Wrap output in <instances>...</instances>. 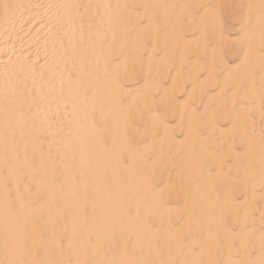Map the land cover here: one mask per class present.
<instances>
[{
    "label": "bare ground",
    "instance_id": "bare-ground-1",
    "mask_svg": "<svg viewBox=\"0 0 264 264\" xmlns=\"http://www.w3.org/2000/svg\"><path fill=\"white\" fill-rule=\"evenodd\" d=\"M134 1L135 0H0V229L4 231V233L2 232L4 240L1 239L0 241H2L3 244H7L6 246H8L9 242L10 244L12 243L14 247L18 246L20 248V245H22L26 239L30 240L34 244L42 243L40 241L42 237H39L42 233L41 230H39L40 234H38V237L36 236V216L45 209L47 210L48 215L46 216V214H44L46 216L44 223L40 225V229L44 230V228H48L51 224H53V221L56 222L59 219L58 222H60V217L65 211L68 213V217L71 221L69 223V229L66 230L68 239L65 242V248L63 247L62 249H69V251L70 249L72 250L73 253L71 252V254L73 259L71 260V263L66 259H64L66 261L62 260V249H60V247L63 245L59 246V243L54 240V233H52V236L48 238V241L53 242L51 246L55 248V260H57L59 264H101L102 261H105V264H165V262H162L160 257H157L158 251L155 245L156 242H153L154 233L156 234V232L155 229L148 224L149 219L153 218L155 215L152 213L151 208H149V204L140 200V197H138L139 195L137 196L135 194L138 192L136 189L140 186V183L146 184L147 181L137 179L138 174H135L133 168L135 165L134 162H137L139 158H137V153L133 150L134 146H131L133 143V141L131 142L132 135L136 131L130 124L132 121L129 122L131 118L128 117V114H131V110L135 109L134 102H136V100L132 97V99H128L126 103H123L125 98L123 99L121 97V95L125 93V90L123 89V85L120 80H127V78H130L127 74L128 67L132 66L131 62L134 60L139 48H141V45L138 42L134 43L131 41L130 43L128 40L129 37L126 36L127 34L125 35L130 22L135 19L132 13H128L125 9V3H132ZM144 14L146 13L144 12ZM142 15L141 17H143ZM147 16L149 18V15ZM136 23L138 24V22ZM133 26L135 28L136 24H133ZM133 26L131 28H133ZM138 54L140 55V53ZM137 63L138 64H135L138 66L140 62ZM151 64L149 63V65ZM225 70L226 69L223 71ZM139 71L137 72L139 73ZM140 73L142 74V71H140ZM130 76L134 75L130 74ZM142 80L143 79H141V81ZM224 81H226V78ZM127 93L129 94L127 91L125 95ZM249 98L251 97L249 96ZM145 99L141 98V100H139V107H143L145 105ZM252 103L253 102H251V104ZM139 119H141V117H138L137 121H139ZM210 119H212V117ZM234 123L236 124V122ZM161 125L162 124L159 126L161 127ZM160 127L157 128L160 129ZM140 137L143 136H139V138ZM104 139L108 141L107 146L104 143ZM132 140H135V138ZM154 142L156 141H153V143ZM258 142L260 141L258 140ZM258 145H260V143ZM257 153L258 152H256V154ZM244 154L246 155V153ZM56 156H58V159ZM124 158H127L126 161ZM141 159L142 158H140V162L142 161V166L144 167L143 163L146 160ZM143 159L146 158L143 157ZM261 160L262 161L260 162H263V159ZM215 162H217V160H215ZM138 164L139 163H137V165ZM187 166L188 165L186 164L185 167ZM201 168H203V166ZM254 168L252 165V169ZM194 169L192 170L194 171ZM189 170L191 171V169ZM138 171L139 170H137V172ZM154 172H156L155 169ZM203 172L206 171L203 170ZM148 173L151 175L153 172ZM207 173L209 172L207 171ZM262 173H264V170ZM154 175L156 174L154 173ZM139 176L140 177L138 178H141L140 174ZM148 183L149 181L147 182V186L150 187ZM151 183L152 182H150V184ZM232 183L233 182L231 181V185ZM201 184L204 185V183ZM236 185L238 184L236 183L235 186ZM241 185L243 186V183ZM262 185L263 182L261 181L255 179L250 180L249 197H255L259 191L257 188H262ZM147 186L140 187L141 189L139 188V191H141L140 193H142V199L152 198V190ZM200 186L201 185H199L198 188ZM238 186L240 187V184ZM243 187L245 189V183ZM241 189L243 190L242 187ZM233 190L230 191L233 192ZM191 191H189L190 194ZM209 191H211V189ZM260 192H264V187ZM88 194H90L89 200H91L89 204L87 203V198H89L87 196ZM167 194L169 195L170 193L167 192ZM182 194H184V192H182ZM206 194L208 195V193ZM209 194L211 195V193ZM214 194L216 197L217 195L215 192ZM214 194L212 192L213 196ZM212 195L208 196L212 197ZM41 196H43L42 204L38 203ZM177 196L179 195L177 194ZM230 197L233 198V196ZM174 198L176 199V197ZM192 198L194 197L192 196ZM161 199L162 198H160V201H162ZM156 200H154V202ZM214 200H216V198ZM262 200L260 199V201ZM198 203L199 201L197 204ZM240 203H238V205ZM209 205L211 204H208V206ZM127 206V209H134L133 213L125 211L124 207ZM228 206L226 207L228 208ZM239 206H242V204ZM87 207H89L88 209L90 212L86 214L85 208ZM155 207L156 206L154 205V208ZM184 208L187 209L186 206ZM211 208H213V206ZM235 208L236 207H234V210H236ZM201 210L203 211V209H200V211ZM219 210L220 211L218 212L220 216L224 215V212L229 213L230 211H226L225 207L220 208ZM198 211L197 213H199ZM255 211H257V209H255ZM183 212L184 211H182V214L184 215ZM235 212L234 214L236 215ZM212 214H214V212ZM247 214L248 216L250 215V213ZM44 215L41 216L44 217ZM164 215L162 216L164 217ZM228 215H230V213ZM175 216L177 217V212ZM241 216L242 215L240 214L239 217L241 218ZM232 217L230 216V219H228L231 221ZM164 218L167 220L168 217ZM250 218L251 217H249V219ZM222 219L225 220L226 218L224 219L222 217ZM154 220L163 222V218L161 219L160 217L159 219L158 216L154 217ZM190 221H195V219L191 218V214L186 217L184 223ZM220 221L223 222L219 216L214 218L212 215L208 214V216H199L196 222L191 224V228L193 229L192 232L195 231L194 234L197 232L199 234V238L190 237L188 242L189 246L191 244H198L200 248V253L191 257L192 262H196L198 264L213 263L211 257L218 248V242L216 243L215 241V234L217 235V232L220 231ZM228 222L226 221V223ZM241 223H239V225ZM244 223L245 222L243 221V224ZM169 224L170 219L168 225L165 226L164 233L159 234L164 242L166 239L168 240L171 238L173 240V237H176L169 233L170 228H172ZM258 224L259 223H257V225ZM173 226H175V224ZM260 226L262 225H259V227ZM48 229L53 228L51 226V228ZM176 229L177 228L174 230L176 231ZM63 231H65L64 227ZM186 231V229L185 231L182 230L184 234ZM45 232L46 231L44 230V233ZM223 232V235L225 232L227 235V232L229 231L225 230ZM175 233L176 232H174V234ZM60 234L61 233H59V235ZM78 235L80 237L77 241H75L73 238L78 237ZM157 235L158 234H156V236ZM89 236L90 238L92 236H98L99 239L95 238V242L93 244L84 243L83 239L85 237L88 238ZM181 237H184V235ZM226 237L229 239V236ZM236 237L238 239V236ZM158 238H160V236H158ZM176 239L179 241L180 238L176 237ZM231 240L233 241V239ZM235 240L236 239H234V242H236ZM86 241L89 242L90 239L89 241L88 239ZM254 242H256V240ZM259 242H261V240ZM223 243L221 244L223 245ZM47 244V246L45 245L46 247L50 246L49 243ZM103 245L107 247V249L109 248L111 250V248H113V250L117 249L119 251L116 261H111L113 257L106 260L102 253H100L104 248ZM224 245L227 244L225 243ZM24 246L26 247V245H23V248L21 247L20 250H16L17 253L19 252L21 257L24 256H22V254H24L22 252H25L23 249H26ZM162 246L160 245V250ZM176 246L174 245L175 248ZM189 246L186 247V251L193 250L189 249ZM4 247L5 246H3V248ZM231 247V245L227 246V249H225L226 254L231 251ZM15 249L16 248H14V250ZM30 249H28L29 252ZM245 249L247 250V248ZM117 250L116 253L118 252ZM69 251L62 252L69 253ZM164 251L165 250H163V253ZM26 252L28 251L26 250ZM45 252L43 253L47 255ZM187 253L185 256H189ZM220 253H223L222 250ZM235 253L239 252L236 251ZM48 254L50 253L48 252ZM63 256L67 257L65 255ZM216 256L217 254H215V257ZM240 256H242V252ZM42 257H44V255H42L39 259ZM176 259L177 258L173 259V261H176ZM229 259L230 257L226 256V259L224 260L226 264L229 262ZM27 260H30V258H27ZM43 260L45 259L43 258ZM110 261L113 263H110ZM168 261H171V264H173L172 259H169ZM183 261L185 260L183 259ZM259 261H256L255 263H259ZM18 264H21V262H18ZM28 264L30 263L28 262ZM251 264L253 263L251 262Z\"/></svg>",
    "mask_w": 264,
    "mask_h": 264
},
{
    "label": "rangeland",
    "instance_id": "rangeland-1",
    "mask_svg": "<svg viewBox=\"0 0 264 264\" xmlns=\"http://www.w3.org/2000/svg\"><path fill=\"white\" fill-rule=\"evenodd\" d=\"M125 9L128 13L131 12L133 17L135 18L130 22V27H127L125 35L127 34L126 36L129 37L128 40L130 41V43L131 41L134 43L138 42L141 45V48H139L137 52V54L140 53L141 56L139 54H136L134 60L131 62L132 66L128 67L127 74L130 78H127V80H120V82H122L123 89L125 90L124 92H129V94L127 93L125 95V93H123V95H121L123 99L125 98V101H123L121 97L120 99L123 101V103H126L128 99H132V97L136 100V102H134L135 109H132L130 112L131 114H128V117L131 118L129 122L132 121L130 124L136 131L132 135V139L135 138V140L131 139V142L133 141L134 143H132L131 146H134L133 150L137 153V158H139L138 161L136 159L137 162H134L135 165L133 166V168L135 174H138V177H140L139 174L141 175V178L137 177V179L147 181L146 184L140 183V186H138V188L136 189V191H138L139 193L136 192L135 194L137 196L139 195L138 197H140V200L149 204V208H151L152 213L155 215L154 217L158 216L159 219L160 217L161 219L163 218V222L155 221L157 218L154 220V217L149 219L148 221L149 226H152V228L155 229L156 234H158L156 236V234L154 233L153 237V242H156V249L160 253L159 254L157 252V257H160V259H162V262H165V264H171V261H168L169 259H172L173 264H184L185 262V264H198L191 261V257L196 256L198 255V253H200L198 244H191L189 246L188 243L190 237H197V239L199 238V234L197 232L195 234V231L192 232L193 229L191 228V224L196 222L199 216H208L209 214L214 218H217L219 216L224 222H219L220 231L217 232V235L215 234V241L216 243L218 242V248H220H217L215 250V253L212 255V264H216V262L217 264H226L224 261L226 259V256L230 257L227 264H251V262L253 264L264 263V192H260L264 187V173H262V171L264 170V0H135L132 3H125ZM143 11L146 14H144ZM141 12L143 15L141 14ZM140 14L143 17H141ZM147 15H149V18ZM136 22H138V24ZM133 24H136L135 28ZM132 26L133 28H131ZM149 32L152 34H150ZM137 62H140L138 65L139 67L142 63V66L140 68L136 65L138 64ZM149 63L152 64L149 65ZM134 66L136 68V71ZM253 68H256L255 71ZM139 69L140 71H142V74L144 72L143 75L140 73ZM224 69L226 70L223 71ZM130 70L132 73L130 72ZM137 71H139V73ZM130 74L134 76H130ZM144 75L146 79L144 78ZM225 78L226 81H224ZM141 79H143V82L141 81ZM249 96L251 98H249ZM254 97L256 100L254 99ZM141 98H146V103L143 107L138 106L139 100H141ZM251 102L253 103L251 104ZM141 111L143 115L141 114ZM138 117H141L142 120L139 119V121H137ZM211 117L212 119H210ZM234 122H236V124ZM160 124H162L161 127L159 126ZM157 127H160V129H162L160 130ZM162 132L165 133L163 134ZM139 136H143L144 138L140 137V139ZM258 140L260 142H258ZM153 141H156L154 142L155 144L153 143ZM104 143L107 146L108 141L104 139ZM259 143L260 145H258ZM235 152L238 155H236ZM256 152L258 153L256 154ZM244 153H246V155ZM143 157L146 159H143ZM56 158L58 159V156H56ZM140 158H142L141 160H146V163H143L144 167L142 166V161L140 162ZM260 158L263 159V162H260L262 161ZM124 159L126 161L127 158ZM215 160H217V162H215ZM137 163H139V166L137 165ZM251 163L253 165V168L255 167L254 169H252ZM186 164L188 165L187 167H185ZM200 165H202L203 168H201L202 166ZM135 167L136 169L138 168L137 170L142 172H137ZM188 168L191 169V171ZM154 169L156 172H154ZM192 169H194V171ZM196 170L198 171V174ZM203 170L206 172H203ZM207 171L209 173H207ZM148 172L153 173H151L150 175ZM154 173L156 175H154ZM252 179L263 182V185L262 188H257V190H259L258 194L255 197L250 198L249 181ZM148 181V185L150 187L147 186ZM231 181L233 182L232 185ZM150 182L154 184H150ZM201 183H204V185ZM236 183L238 185L240 184V187L238 185L235 186ZM242 183L243 186L245 183V189L241 185ZM199 185L201 186L198 188ZM145 186L152 190L151 199H142L141 197L142 193H140L141 191H139L141 189L140 187ZM173 186L175 187V189ZM233 186L237 189H235ZM241 187L243 188V190L241 189ZM210 189L213 194L214 192L216 193V197L215 194L214 196L212 195V192L209 191ZM188 190H192L191 194ZM230 190H233V192H231ZM239 190H242L244 192ZM229 191L232 194H230ZM167 192H169L170 194L168 195ZM180 192L182 196L180 195ZM182 192H184L185 195L182 194ZM186 192L189 193L187 194ZM206 193H208L209 196L212 195L213 198L215 197L216 200H214L215 198L213 199L212 197H209ZM209 193H211V195ZM177 194L179 196H177ZM89 195L90 194H88L87 196L89 197ZM192 196L194 198H192ZM230 196H233V198ZM42 197L43 196L40 197V201L38 202L40 204L43 203ZM159 197L162 198V201H160ZM174 197H176L177 200ZM87 199V203L89 204L91 202V200H89L90 197ZM260 199L262 201H260ZM154 200H156L157 202H154ZM208 200L210 201V203ZM198 201L199 203L197 204ZM110 202L115 203L113 201ZM207 203L211 205L208 206ZM238 203H240L239 205L242 204V206H239ZM154 205L156 206L155 208ZM225 205H229L228 208ZM185 206L187 209L184 208ZM210 206H213V208H211ZM214 207L216 208V210ZM223 207H225L226 211L230 210V215H228L229 213L227 212H224L225 214L223 213L224 215L222 216L219 215L218 211H220L219 209ZM234 207H236V210H234ZM88 208L89 207L85 208L86 214L90 212ZM127 208L128 206L124 207L126 212L133 213L134 209H132L131 207H129L131 209ZM200 209H203V211H200ZM255 209H257V211H255ZM182 211H184V215L182 214ZM197 211L199 213H197ZM176 212L178 218L175 216ZM213 212L214 214H212ZM234 212L236 213V215L234 214ZM41 213L36 216L35 231L36 236L38 237V234H40L39 230H41L42 233L41 235H39V237H42L40 239L42 243L34 244L30 240L26 239L19 248L18 246L14 247V245L12 243L10 244L9 242L8 246H6L7 244H3L2 241H0V244L2 243L0 245V264H12L13 262V264H18V262H21V264H28V262L30 264H36V262L37 264L40 262V264H59V262L55 260V248L51 246L53 242L48 241V238L52 236V233H54L53 238L59 243V246L63 245L62 247H60V249H62L68 239L66 230L69 229V223L71 219L68 217V213L64 211L60 217L61 221L58 222L59 219L56 222L53 221V224L48 227L51 228L52 226L53 229L44 228V230L46 231L44 233V230L40 229V225L44 223L45 217L48 215V212L45 209ZM247 213H250V215L248 216ZM40 214H46V216L44 215V217H42ZM190 214L191 218L195 219V221L184 223V220ZM240 214L242 215L241 218L239 217ZM162 215H164V217L166 218L168 217L167 220ZM232 215L236 218H233ZM230 216L232 217L231 221L229 220ZM222 217L226 219L223 220ZM249 217L251 218L249 219ZM169 219V226L172 227L170 228L169 233L171 235L173 234V236H176L177 238H180L179 241L176 239V237L172 236L174 239H166L168 242L167 243L166 240L164 242L161 235H159L164 233L165 226L168 225ZM233 219L236 224L233 222ZM226 221H229L230 223H226ZM243 221L246 224H243ZM231 223L233 226L231 225ZM239 223H241L242 226L241 224L239 225ZM257 223L259 224L257 225ZM174 224L175 226H173ZM259 225L262 226L259 227ZM63 227L65 231H63ZM175 228H177L176 231L174 230ZM252 228L254 229V231ZM185 229L188 231L185 232L186 236L184 232H182V230L185 231ZM225 230L229 231L227 232V235L226 232L223 235V231ZM2 232L4 233V231L0 229V240H4ZM174 232H176L178 236L176 233L175 235ZM59 233L61 234L59 235ZM229 233L233 234L235 237L233 235H230ZM219 234L220 236H222L220 237ZM183 235L184 237H181ZM225 235L229 236L230 241ZM158 236H160V238H158ZM236 236H238V239ZM79 237L80 236L78 235V237H74L73 239L77 241ZM91 238L90 236L88 238L85 237L83 239L84 243L93 244L95 242V238L99 239L98 236H92ZM87 239L88 241L90 239V241L87 242ZM231 239H233V241ZM234 239H236V242H234ZM255 240L256 242H254ZM260 240L261 242H259ZM26 243L28 244V246ZM47 243H49L51 247H46L48 245ZM221 243H223V245ZM225 243L227 245H224ZM236 244H238L239 246ZM23 245H26V247L24 246L26 249H23L25 250V252H22L24 253L22 254V256L24 255V258L21 257L19 252L17 253L16 251L20 250L21 247L23 248ZM37 245L40 246L38 247ZM160 245H163L161 247L162 252L160 250ZM174 245L177 249L174 247ZM196 245L198 248L196 247ZM228 245H231L232 247L231 251L226 254L225 249H227ZM3 246L5 247L3 248ZM171 246L172 248L174 247L173 250ZM188 246L189 249L193 250L186 251L185 249ZM36 247L39 249H37ZM14 248L16 249L14 250ZM245 248H247V250ZM28 249H30V252ZM108 249L104 246L100 253H102L106 260L113 257L111 261H116L119 251L117 249L113 250V248H111L112 251ZM220 249L223 253H220ZM26 250L28 252H26ZM116 250L118 251L117 253ZM163 250L166 251H164L165 254L163 253ZM42 251H47L45 253H47L48 256ZM62 251L68 252L69 249L61 250V258L62 260L66 259L71 263V260L73 259V256L71 254L72 250L70 249L69 253H63ZM234 251H237L239 253H235ZM48 252L50 254H48ZM241 252L243 257L240 256ZM186 253L189 256H185ZM41 254L44 255V257L41 258L42 260L39 259L42 256ZM215 254H217L216 257ZM33 255L36 257H34ZM63 255L67 257L69 256L71 258L64 257ZM253 256L257 257L254 258ZM27 258H30V260H27ZM43 258L45 260H43ZM175 258H177L178 260L176 259V261H173V259ZM183 259L185 261H183ZM259 260L261 261V263ZM111 261L110 263H113ZM256 261H259V263H255ZM104 262L102 261L101 264H105Z\"/></svg>",
    "mask_w": 264,
    "mask_h": 264
}]
</instances>
